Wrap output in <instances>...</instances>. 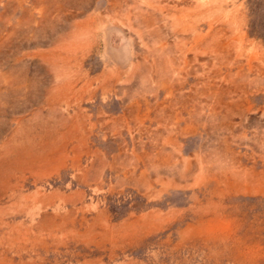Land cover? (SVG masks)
I'll list each match as a JSON object with an SVG mask.
<instances>
[{"label": "rangeland", "instance_id": "rangeland-1", "mask_svg": "<svg viewBox=\"0 0 264 264\" xmlns=\"http://www.w3.org/2000/svg\"><path fill=\"white\" fill-rule=\"evenodd\" d=\"M0 264H264V0H0Z\"/></svg>", "mask_w": 264, "mask_h": 264}]
</instances>
